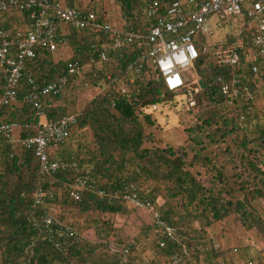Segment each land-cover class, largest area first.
Wrapping results in <instances>:
<instances>
[{
  "label": "trees",
  "instance_id": "trees-1",
  "mask_svg": "<svg viewBox=\"0 0 264 264\" xmlns=\"http://www.w3.org/2000/svg\"><path fill=\"white\" fill-rule=\"evenodd\" d=\"M116 1L122 8L128 28L146 26V6L152 0ZM164 1L170 3L174 0ZM70 5L82 8L72 0ZM94 11L98 12L95 9ZM236 21L238 20L229 21L231 23L228 37L224 40L215 39L214 43L217 45L223 41L237 40L241 44V68L248 76L245 81L256 90L258 82L264 83L262 59L259 56L247 58L245 51L248 49V44L253 46L252 36L242 25L236 27ZM6 25L12 26L9 23ZM224 25L228 26V22L221 24L220 28H224ZM93 41L94 35L88 30L71 29L69 44L72 56L67 57L60 50L39 48L36 56L27 60L25 75L31 74L40 85H44L64 74L69 60L81 61L90 71L94 69V66H88L89 59L94 55L91 47ZM124 63L121 60V65ZM253 64L261 66V72L256 79L252 75ZM195 66L201 74L198 90L196 84H186L179 91L170 92L161 81L148 80L140 82L142 91L135 95L137 99L131 98L130 101L128 96H122L115 110L111 109L109 99L105 95L90 101L71 137L59 145L58 150L61 148L62 152L55 156L51 155L55 160L75 159L82 173L90 174L100 183L105 182L101 184L108 190H116L124 183L134 182L140 187L142 199L152 202L163 201L160 208L162 217L168 224L177 228L178 240L164 238L157 226H148L144 236H147L146 239L151 238L149 250L152 257L150 259L144 257L143 251L140 250L145 249L146 244L143 245L142 243L145 242L137 237L139 243L134 239L135 243L129 248L131 264H167L170 257L181 250L182 245H186L190 250V254L185 259L191 254L194 257L196 252L200 253L199 247L192 242L193 233L198 232V228L193 227L194 222L203 221L205 225L210 226L213 222L226 219L234 212L239 214L244 226L256 227L264 236V217L253 207H249L250 200L264 197V125L253 123L256 119L254 106L246 121L247 128L240 131L232 109L225 101L222 83L218 80L222 75L224 81H229L231 75L229 67L214 65L204 54L199 57ZM95 68L103 73L106 65L102 68L96 65ZM0 84L3 87L1 78ZM22 86L18 104L5 106L0 119L21 124L20 136L24 137L33 133V129L25 125L31 126L38 120L34 107L25 101L28 89L25 76L22 79ZM66 93L67 91L43 98L49 118L57 120L66 113L68 104L63 100ZM180 93L188 96V104L192 109L199 106L202 98L208 99L211 105L209 112L198 116L200 123H197L199 132L206 130L207 134L198 132L191 135L187 144L180 145L178 149L174 146L155 145L152 135L145 131L144 121L140 117L149 121L150 114L147 108L151 102L159 101L165 95ZM140 105L143 107L138 112L137 108ZM88 129L92 132L93 142L91 147L85 146L88 147L84 153L86 156L78 154L74 148L69 147L68 141L78 132L82 136ZM211 145L219 149L218 152L213 151L217 156L216 160L207 154L206 150ZM191 153L189 158L188 154ZM223 154L226 155V162L221 160ZM84 165H89L91 170L85 171ZM198 165L207 169L217 165L213 182L216 184L217 180L221 188L214 190L200 177L198 178L192 171ZM68 176L69 173L61 172L46 177L44 182L40 181L39 160L34 152L24 148L19 142L8 145L0 141V252L2 254L0 264H21L26 259L31 260L30 264H71L72 261L82 264L95 256L98 257L93 264H117L118 253L112 250V246L108 245L106 251L109 256L113 255L114 259L102 254L101 245L104 244H92L82 238L74 239L58 226L51 236L46 228L36 224V219L45 215L47 210L44 207L34 206L33 195L38 186L55 190L56 198L52 204L56 206V213L65 203L78 205L80 211H96L109 216L129 212L128 206L123 201L111 197L102 198L89 192L83 195L81 201L75 202L65 189V183L69 182ZM147 181H151L150 188L145 187V191H142V182ZM59 189H62L61 198L58 196ZM163 190H165V198L162 200L160 193ZM239 192H243L242 198L237 197ZM235 197L237 198L234 199ZM100 222L95 224L97 238L106 237L108 242L114 227L106 221L102 222V225ZM144 236L142 234L143 238ZM58 241L61 242V247L56 246ZM184 260L181 264H185L186 260Z\"/></svg>",
  "mask_w": 264,
  "mask_h": 264
},
{
  "label": "built area",
  "instance_id": "built-area-1",
  "mask_svg": "<svg viewBox=\"0 0 264 264\" xmlns=\"http://www.w3.org/2000/svg\"><path fill=\"white\" fill-rule=\"evenodd\" d=\"M145 13L146 26L128 28L126 19L122 27L100 17L94 10L72 6L65 0H0V78L3 82L0 118L5 106L18 104L25 76L28 86L25 101L34 107L38 120L31 126L25 125L32 128L33 133L21 137L16 136V129H21V124L0 119V141L8 145L19 142L32 150L39 160L42 182L46 177L69 173L65 189L75 202L81 201L86 192L119 199L128 207L150 213L163 237L177 241L178 230L163 219L160 200L142 199L136 183L127 182L121 188L108 190L90 174L82 173L75 159L63 161L51 157L52 149H58L71 137L83 115V107L55 120L48 117L43 98L61 94L75 85L91 90L90 101L105 95L111 109L115 110L120 97L138 98L135 95L142 91L140 82L143 81H161L168 91H179L188 82L182 70L196 68V61L204 54L214 65L231 69L229 81H224L222 75L218 80L240 131H244L257 97L254 86L245 81L248 76L241 68V44L233 40L215 45L213 38L221 24L241 19L255 48L254 52L246 49L247 58L259 56L264 66V0H174L170 3L152 0ZM213 16L218 17L216 25L211 20ZM6 23L12 26L8 27ZM71 29L88 30L94 35L91 45L94 55L88 65L94 69L89 71L81 61L69 60L66 72L44 85L31 74L25 75L27 60L34 58L39 48L67 51ZM121 60L125 62L123 65ZM96 65L98 68L106 65L105 71L101 73ZM260 68L258 64L252 65L254 79L259 76ZM142 107L140 105L137 111ZM148 108L155 112L158 104L153 101ZM33 197L34 206L47 209L45 215L36 219L38 226L46 228L51 236L58 226L74 239L81 238L77 228L58 217L56 206L52 204L56 198L54 189L38 186ZM134 243L133 240L120 248H112L118 253L117 264H131L129 248ZM61 245L56 242L57 247ZM214 246L222 250L219 243ZM189 254L188 247L182 245L167 264H181ZM30 263V259L21 262ZM71 264L78 263L72 261Z\"/></svg>",
  "mask_w": 264,
  "mask_h": 264
},
{
  "label": "rangeland",
  "instance_id": "rangeland-1",
  "mask_svg": "<svg viewBox=\"0 0 264 264\" xmlns=\"http://www.w3.org/2000/svg\"><path fill=\"white\" fill-rule=\"evenodd\" d=\"M211 20L214 25H216L218 17L213 16ZM230 23L231 22H228V26L224 25L223 29L222 27L218 29L213 40H224L228 37ZM242 24L243 22L240 19L235 22L236 27H241ZM248 45L247 48H249L251 52H254V47L250 44ZM68 53H70V49H68L67 54ZM182 74L188 81L187 85L196 84L198 87L197 81H199V84L201 82L199 70L197 71L196 68L184 69L182 70ZM90 93L91 90L82 87H71L64 95L63 99L68 104L66 106V113L73 112L78 107H83L84 113L85 107L90 102ZM187 98L188 96L182 93L165 95L159 101H155L158 104V109L155 112L147 108L150 114L149 121L144 117H140V119L144 121L145 131L152 135L155 145L161 147L174 146L178 149L180 145L187 144L188 138L191 137V135L199 132L197 123H200V120L198 116L204 113L208 114L211 105L207 98H202L201 101L199 100V106L192 109L189 107ZM200 132L203 133V135L207 134L206 130ZM68 142V146L74 148V151L78 154L86 155L84 153L88 147L85 146L91 147L90 145L93 142L92 132L88 129L83 132L82 136H80L78 132V134L76 133ZM206 151L213 160H216L215 157L217 156H215L213 151L218 152L219 149L215 145L209 146ZM189 152H191L190 149ZM188 155H190L189 158H191L192 153ZM225 157V154L221 156L222 162L227 161ZM216 167L218 166L215 165L214 168L207 169L198 165L192 171L198 178L200 177L203 182H206L208 187H213L214 190H217L221 188V185L217 180L216 184L213 182L215 179H213V177ZM101 183L105 182L101 181ZM142 184L141 189L145 191V187L150 188L151 181L142 182ZM153 186L154 184H152V187ZM58 191V196L61 198L62 189ZM243 195V192H239L237 197L242 198ZM160 197H163L161 198L162 200L165 198V190L160 193ZM160 202L162 203L163 201L160 200ZM249 207H253L256 212L264 217V197L257 200H250ZM128 209L129 212L127 214L109 216L108 214L103 215L96 211H80L78 205L74 203H65L61 209H59L57 215L62 221L77 228L81 233V238L85 241L92 244L98 243L104 244L105 246L107 245L106 247L101 245V252L104 256L107 255L111 259L115 258L113 255L109 256V254H107L106 250L108 245L110 247L112 246V248H120L134 239L139 243L137 237H140V239L145 242L142 244H146V248L140 251H143L142 254H144V257L150 259L152 257L151 250H149L151 249V238L146 239L147 236H144V231L150 225L151 227H156L153 217L145 210L132 207H128ZM104 221L108 224H112L114 227V231L112 232V236L108 238V242L106 241V237L99 236V238H97L95 229L97 226L95 225L96 223L100 222L102 225ZM193 227L196 229L198 228V232L197 234L193 233L192 242L195 246L199 247L200 253L196 252L194 257L192 256L193 254H191L189 258L187 257L185 259L186 261L184 260L185 264H245L250 261H253L254 264H264V236L256 227L249 228L244 226L239 214L234 212L226 219L213 222L210 226L205 225L203 221H196ZM142 234L145 238L142 237ZM216 242L220 244L223 252L221 249L217 250L214 247ZM235 248H237V250ZM97 257L95 256L91 260L84 261L82 264H93L94 260H97ZM1 258L2 254L0 252V259Z\"/></svg>",
  "mask_w": 264,
  "mask_h": 264
},
{
  "label": "crops",
  "instance_id": "crops-1",
  "mask_svg": "<svg viewBox=\"0 0 264 264\" xmlns=\"http://www.w3.org/2000/svg\"><path fill=\"white\" fill-rule=\"evenodd\" d=\"M66 3L70 4V0H65ZM74 4L81 6L82 8H88L89 10H97L99 12L100 17L105 18L106 20L124 27L125 26V18L122 12V8L120 4L116 0H72ZM220 29L218 27L216 31ZM223 29V28H222ZM215 37V36H214ZM70 53L67 54V51H64V55L67 57L72 56L71 48ZM257 98L255 103V114L256 119L253 123L256 125L260 123L264 125V83L258 82L256 84ZM2 92V85L0 84V93ZM21 129H16V136H19ZM63 149H52V156L58 155L62 152ZM85 171H90L91 167L89 165H84ZM237 250V248H235Z\"/></svg>",
  "mask_w": 264,
  "mask_h": 264
}]
</instances>
